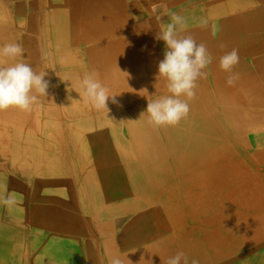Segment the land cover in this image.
I'll list each match as a JSON object with an SVG mask.
<instances>
[{
	"label": "bare ground",
	"instance_id": "bare-ground-1",
	"mask_svg": "<svg viewBox=\"0 0 264 264\" xmlns=\"http://www.w3.org/2000/svg\"><path fill=\"white\" fill-rule=\"evenodd\" d=\"M48 1L52 5L47 17L50 22L43 40L41 35L29 43L20 38L23 56L5 58L4 62L5 66L27 63L37 73H46L48 92L39 97V102L43 98L47 101L45 112L39 102L30 112L17 108L0 111V156L5 165L8 144L24 138L27 120L40 116L42 122L44 114L47 120L41 126L56 127L57 109L62 110L61 120L69 122L65 125L68 138L79 156L76 164L81 167L82 186L77 185L70 196L44 195L45 203L58 201L65 213L59 214L62 208L45 205L29 211L30 221L46 229L42 244L33 242V249L38 250L36 264H84L86 257L92 264H109L112 256H119L124 264H166L170 256L181 251L189 264L193 258L200 264H264V185L257 184V173H249V166L251 171L264 167V58L252 66L253 70L241 58L242 54L264 52V0H217L218 7L208 11L218 35L216 46L208 51L212 62L203 70L206 78L196 81L187 117L175 126L148 123V101L170 95L167 81L155 79L156 72L144 63L140 49L137 54L122 49L129 37L122 36L126 27L109 18L110 0ZM128 1L137 17L148 19V25L137 26L150 40V35L157 38L162 30L152 12L154 3L164 5L160 16L169 23L170 13L189 21L200 0H172L168 4L163 0ZM17 10L24 9L19 6ZM4 13L0 9V45L14 42V36L4 32L8 25ZM70 34L74 45L66 43ZM158 41L165 52L164 42ZM81 43L89 48L79 50ZM152 47L155 45L148 44L145 49L153 51ZM232 49L239 53V63L233 69L239 78L229 86V73L221 70L219 61ZM73 54L85 63L72 59ZM50 55L60 57L56 67ZM147 57L146 62H151L153 58ZM134 59L137 63L129 66L128 61ZM88 65L91 71L95 68L102 74L101 83L115 87L118 103H112L111 98L108 101V107L115 106V111L94 109L80 97L81 89L72 84L77 76L85 75L84 71L90 73L85 70ZM141 74L151 79L145 82L149 85L145 93L132 81ZM231 139L235 146L230 145ZM18 144L15 148L23 150ZM235 149L241 153L239 162L225 158ZM46 151L53 153L54 147ZM166 159L170 163L165 167ZM46 167L41 170L46 171ZM72 180L61 183L65 187L78 183ZM4 183L0 181V189ZM248 188L257 193L253 203L240 194ZM40 195L35 192L31 203ZM145 209L149 210L140 213ZM145 215L148 217L141 218ZM114 217L118 219L112 220ZM133 220L140 223L125 225ZM140 252L145 255L138 256ZM3 259L7 261V253Z\"/></svg>",
	"mask_w": 264,
	"mask_h": 264
},
{
	"label": "rangeland",
	"instance_id": "rangeland-1",
	"mask_svg": "<svg viewBox=\"0 0 264 264\" xmlns=\"http://www.w3.org/2000/svg\"><path fill=\"white\" fill-rule=\"evenodd\" d=\"M36 1L38 2L37 3L38 6L36 8H33L31 4L36 3ZM163 1H165L168 4L172 0H163ZM19 6L22 7L24 10L18 11L17 7ZM51 6L52 5L49 3L48 0H15V2H10V4H8V8H9L8 11L13 16L14 18L13 20L15 22L10 21V26L8 29L9 32H7L6 30L7 26L4 28V32L13 35L14 42L17 43L21 41L20 38L22 37L26 39L25 41L28 40L29 43L31 42V39H35V37L38 38L39 35H41L40 37H42L43 40V36H45V31H46V23L48 22L49 24L50 22L47 17L49 16L50 12L48 11L50 10ZM54 6L58 7L57 4H55ZM197 7H198L197 12L194 13V15L190 18L189 21L186 20L187 26L184 30H182L181 34L184 32L185 34L190 33V35L196 40V42H198L197 44L203 43L206 45H211L209 46V48H207V50L209 51L210 49H212V47L216 46L218 35L212 29V25H211L212 21L210 20V17L207 14L209 13L208 11L211 10L212 8L218 7L217 0L214 2L209 0H200L197 3ZM108 11H112V13L108 12V16L110 19L116 20V22L114 21V23L126 27L122 30V36L129 37L128 39L129 42H125L123 45L119 44L122 45V49L124 48V50L130 54L132 53L137 54V52L140 49V56L141 58H143V61H145L144 63L145 64L148 63L151 64V66H153V69L156 72L155 79L157 80L163 78V77H158V64L164 58L163 47L162 45L159 44V41L157 40L155 35L153 34L150 35V40H149L147 33L141 32L139 27L137 26L140 23H143L144 25H148L149 23L148 19H146L145 16L137 17L134 14L130 2L128 0H110ZM16 12H22V13H16ZM195 15L196 17H194ZM201 19L207 20L206 26L204 27L201 26L200 24ZM111 21L113 22V20ZM145 30H149V29L145 28ZM68 37L70 41L69 43L68 42L66 43L68 45H74V42H72L74 39L72 35L70 34ZM135 40H136V44H135ZM148 42H151V45ZM148 44L149 46L155 45V47H152L153 51L152 50L147 51L145 49ZM84 48H89V46H87L85 43H81L79 50H84ZM155 48L156 50H154ZM148 54L153 58L151 62H146V60H148L147 57ZM242 55L243 56L241 58L245 60V62L247 63V67L250 66L252 70H253L252 66L256 62L260 61V58H264V52L261 51L259 52L255 51L252 54H247V56L244 54ZM72 57H73L72 59L85 63L78 54H73ZM50 59L52 60L53 65L56 67L57 62L60 60V57L56 55H50ZM134 63H137L135 59L133 61L130 60L128 61L129 66L133 65ZM86 67L85 70L88 69L90 73L91 72L97 73L99 80H102V74L98 73L94 67H93L94 68L93 71H91V66L88 65ZM34 71H38V70L34 69ZM84 73L86 75V71H84ZM85 75L77 76L75 80L72 81V84L80 88V81L83 79ZM254 75H258V74L255 72ZM143 76L144 75L141 74L139 77H134L132 80L133 83L136 82L137 90L141 91V93H145L147 91V87L149 86L148 84L145 85V82L147 83L148 80H151L148 78L144 79ZM102 84H104L109 89L110 95L117 94L116 92H114L115 89H113L115 87L109 85L108 83H105L104 81H102ZM116 96L117 95H115V97ZM137 96L140 97V94H137ZM152 98L154 99L155 95L152 94ZM46 103L47 101L44 98L39 102L41 110L44 108L42 112H45V108L47 107ZM39 105L36 104L35 106L38 108ZM108 108H109L108 111L116 110L115 106H109ZM55 114L56 116L57 115L59 116L58 118L54 116L56 127L41 126L47 120L44 114H42L43 115L42 122L40 116L29 118L26 122L28 125L26 127L29 128H27L25 133L23 134L24 138L23 139L16 138L15 140H13V144L11 143L8 144V147L6 149V153H7L6 159H8V161H6V165L2 161L4 160L2 159L3 156H0V181L5 182L4 185L3 184L1 185L2 188L0 189L1 190L0 196L1 193L2 196L11 194L12 196H14L16 200V203L11 207L0 204V215H3V217L6 216L10 217L12 215L21 216L22 219L30 221V219L28 218V214L31 208H36V206L42 207V205L49 206L50 208H55L56 210L62 208L61 210H59L60 211L59 214H64L65 213V211H63L64 207H61L58 201L49 200L47 203H45L44 195L50 196L51 194H55V195L63 194L65 196H70L72 194L71 192H73V190L77 188V185L82 186V183L79 179V172L81 170V167H77L76 164V161L79 159V156L75 153V149L73 148V146H71L70 144L71 140H69L66 130V126L69 125V122L66 123L61 120L62 117L61 109L60 110L57 109V112L55 111ZM60 130H62L63 135L61 134ZM57 133H59V136H55ZM248 139L249 138L247 137V140ZM17 144L19 147L22 146L23 150L18 151L15 148ZM235 144L237 143L233 139H231L230 145L235 146ZM52 146L54 147V151L53 153L48 154L46 150L47 148L49 149ZM233 152L234 153L231 156L230 155L227 156L225 154V158L228 159L229 161L235 160L236 162H239V160L237 159L240 158L241 153L237 152L236 149ZM47 156L48 159H43V157H47ZM10 160H11V164H10ZM134 160L135 158L131 157V161L134 162ZM247 160L244 162L247 166H249ZM169 163L170 161L168 159L163 161L165 167L168 166ZM45 164H47L48 167H46V171H43L41 170V168ZM249 169H250V171L248 170L249 173L253 172L254 174L257 173L259 175L257 184L264 185V167L258 166L252 169L251 171V167L249 166ZM49 170L55 174H50V172H48ZM68 179H73V180L76 179L78 183L77 184L73 183L72 185L66 187L63 186L61 181L64 180L68 181ZM38 181H41V183H38ZM35 192H38L41 195L39 196L37 201L31 203L32 202L31 197H33V194H35ZM240 194L242 196H246L247 201H250L252 203L257 199L254 198L257 196L256 191L250 188L247 189V192H241ZM235 198H239V196L235 195ZM81 202L83 205H86V203H84L83 201ZM248 205L250 206V203H248ZM262 207H264V205H262ZM147 210L149 209H145L140 213H145L147 212ZM145 217L148 216L147 215L141 216V218H145ZM115 219L118 218L114 217L112 220ZM30 222L31 224L33 223L32 221ZM133 223L134 224L140 223V220L126 221L125 225L133 224ZM33 224H34V229L30 231V233L34 232L33 233L34 241L32 240V242L29 243V247H31V244L33 242L41 243L42 239L46 237V234L44 233L46 229L39 228L36 223ZM155 232H157L156 229H153V233ZM142 255H145L144 252H140L138 254V256H142ZM4 256L5 254L2 252V256H0L1 257L0 264L4 263V259H3ZM34 259L35 257H33V259H30L29 257V259H27L28 264H36V261ZM84 259H85L84 264H92L91 261H89L90 257H88V259L87 257Z\"/></svg>",
	"mask_w": 264,
	"mask_h": 264
},
{
	"label": "clouds",
	"instance_id": "clouds-1",
	"mask_svg": "<svg viewBox=\"0 0 264 264\" xmlns=\"http://www.w3.org/2000/svg\"><path fill=\"white\" fill-rule=\"evenodd\" d=\"M164 5L154 3L152 12L161 22L162 30L157 35L158 40L165 44L164 58L158 64V77L167 81V90L170 95L160 99L148 101L146 114L148 123L153 126H175L181 119L187 117L190 108L188 101L192 100L197 87L196 81L206 78L203 71L212 62L205 44H197L191 35H181L186 28V20L177 13H170L169 23H164L160 16V9ZM202 27L207 25L206 19H201ZM223 47V45H221ZM24 49L20 43L10 42L0 45V111L9 108H17L21 111L30 112L34 105L39 102L40 96H46L49 81L45 80L46 73H37L31 65L17 62L5 66V58L15 60L22 57ZM237 49L220 57L219 67L229 73L227 84L232 86L239 78L233 69L239 63ZM80 97L85 103L90 104L96 110H107L108 101L118 103L115 95L109 94V89L101 83L97 73L86 74L80 81ZM186 99H181V97ZM145 113H142L144 115ZM16 203L14 196L7 194L0 196V204L13 206ZM189 264V258L184 252H177L170 256L166 264ZM109 264H124L119 256H112ZM190 264H200L198 259L193 258Z\"/></svg>",
	"mask_w": 264,
	"mask_h": 264
},
{
	"label": "crops",
	"instance_id": "crops-1",
	"mask_svg": "<svg viewBox=\"0 0 264 264\" xmlns=\"http://www.w3.org/2000/svg\"><path fill=\"white\" fill-rule=\"evenodd\" d=\"M10 2H15V0H0V9L5 12L4 14L8 18L7 32H9L10 21L14 19L8 11V4H10ZM33 229L34 224H31L28 220L22 219L21 216L3 217V215H0V251L4 254H8V259L3 264H28L27 259H29V257L30 259L35 257L38 250L33 249V243L31 244L32 248L29 247V243L34 237V232L30 233ZM190 235L192 236V234ZM194 238L196 240L200 239L197 237Z\"/></svg>",
	"mask_w": 264,
	"mask_h": 264
}]
</instances>
